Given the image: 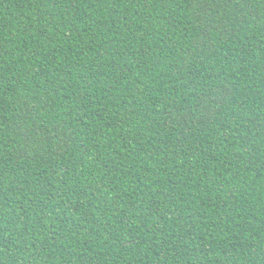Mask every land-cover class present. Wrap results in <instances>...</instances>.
Instances as JSON below:
<instances>
[{"label": "trees", "instance_id": "16d2710c", "mask_svg": "<svg viewBox=\"0 0 264 264\" xmlns=\"http://www.w3.org/2000/svg\"><path fill=\"white\" fill-rule=\"evenodd\" d=\"M0 264H264V0H0Z\"/></svg>", "mask_w": 264, "mask_h": 264}]
</instances>
